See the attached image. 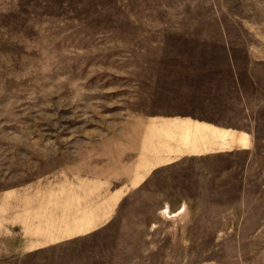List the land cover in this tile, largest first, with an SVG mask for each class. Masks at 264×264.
Wrapping results in <instances>:
<instances>
[{
  "label": "rangeland",
  "instance_id": "1",
  "mask_svg": "<svg viewBox=\"0 0 264 264\" xmlns=\"http://www.w3.org/2000/svg\"><path fill=\"white\" fill-rule=\"evenodd\" d=\"M230 72L254 147L160 168L97 227L137 128ZM0 264H264V0H0Z\"/></svg>",
  "mask_w": 264,
  "mask_h": 264
},
{
  "label": "crops",
  "instance_id": "2",
  "mask_svg": "<svg viewBox=\"0 0 264 264\" xmlns=\"http://www.w3.org/2000/svg\"><path fill=\"white\" fill-rule=\"evenodd\" d=\"M211 49L213 53L226 48L211 47ZM230 76L232 81H186L184 86L176 85L178 99L191 104L192 110L184 115H163L158 120L148 121L142 129L137 128L136 150H143L146 160L142 163L140 161L137 173H128L120 179L113 177L111 181H106L100 194L104 199V205L96 214L99 220L97 227L107 222H115L125 201L128 204L130 199L146 192L148 190L145 189L146 183L160 168L172 167L182 161L197 158L231 157L254 147V134L244 123L250 126V118H252L256 125L257 100L254 99L256 81H252V97H245L242 81H233L231 72ZM250 84L251 81H248L249 87ZM253 112L254 116H251ZM142 135L143 139H141ZM150 149L153 152H150ZM132 166L135 167V163ZM130 168L132 167L127 166L128 171L134 169ZM144 171L151 173L148 175ZM158 196L153 195V197ZM158 209L159 207H154L151 212L155 215L163 210L171 215L168 205L161 210ZM97 227L95 226L96 229ZM62 232L55 231L53 235ZM76 236L78 235L60 237L51 240L52 243L48 244L64 242Z\"/></svg>",
  "mask_w": 264,
  "mask_h": 264
}]
</instances>
